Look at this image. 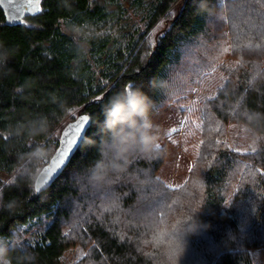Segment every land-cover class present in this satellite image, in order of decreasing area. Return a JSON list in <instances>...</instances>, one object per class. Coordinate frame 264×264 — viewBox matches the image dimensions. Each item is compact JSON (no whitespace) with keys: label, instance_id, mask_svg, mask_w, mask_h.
Here are the masks:
<instances>
[{"label":"trees","instance_id":"trees-1","mask_svg":"<svg viewBox=\"0 0 264 264\" xmlns=\"http://www.w3.org/2000/svg\"><path fill=\"white\" fill-rule=\"evenodd\" d=\"M225 49H227L225 51ZM219 74L216 75L215 73ZM139 89L150 115L189 102L186 180L132 156L89 181L102 105ZM99 97V99H97ZM185 103V104H187ZM91 123L61 174L34 180L64 124ZM264 133V0H40L6 25L0 7V238L11 264H254L264 248V148L238 152L227 128ZM195 224V229L190 226Z\"/></svg>","mask_w":264,"mask_h":264},{"label":"clouds","instance_id":"clouds-1","mask_svg":"<svg viewBox=\"0 0 264 264\" xmlns=\"http://www.w3.org/2000/svg\"><path fill=\"white\" fill-rule=\"evenodd\" d=\"M150 102L137 88L125 87L102 105L104 116L100 124V139L85 138L86 147H95L97 157L89 166L90 182L102 185L113 174L126 170L132 156L155 157L159 145L155 124L150 116ZM195 229V224L190 230ZM9 241L0 238V264H11L7 259Z\"/></svg>","mask_w":264,"mask_h":264},{"label":"rangeland","instance_id":"rangeland-1","mask_svg":"<svg viewBox=\"0 0 264 264\" xmlns=\"http://www.w3.org/2000/svg\"><path fill=\"white\" fill-rule=\"evenodd\" d=\"M193 98L194 95L190 94L188 101ZM185 103L187 101L169 104L150 115L156 126V141L166 154L157 176L172 187H178L186 180L193 163L194 142L183 132L191 117L189 107H186L188 103ZM227 131L231 146L238 152H252L264 148V133L257 132L252 127L230 124ZM70 253L76 256L75 259L79 255L76 250ZM70 253L61 264L69 263L73 258ZM251 257L254 264H264V248L251 250Z\"/></svg>","mask_w":264,"mask_h":264},{"label":"water","instance_id":"water-1","mask_svg":"<svg viewBox=\"0 0 264 264\" xmlns=\"http://www.w3.org/2000/svg\"><path fill=\"white\" fill-rule=\"evenodd\" d=\"M18 11H13L10 9V6L8 4H4L1 9L3 10L4 17H5V24L6 25H15L22 23L28 15H32L39 11L40 9V2L38 5H26L19 3L17 5ZM28 9H31L29 11ZM7 13V14H6ZM81 116H88L89 121L85 122V128L81 129V132L76 137V143L73 144L67 152V155L64 157L65 163L58 164L59 160V154L60 151L64 148V140H65V134L69 131V126L74 125L77 123L78 119ZM91 123V116L88 113L80 112L76 115V117L72 120L67 121L64 126L60 130L59 138H58V144L52 153L51 157L49 158V161L43 166V168L39 171L37 174L35 180H34V189L37 192H41L48 188L51 183L61 174V172L64 170L68 162L70 161L71 157L73 156L74 152L78 148L83 136L85 135L86 130L88 129L89 125Z\"/></svg>","mask_w":264,"mask_h":264},{"label":"snow or ice","instance_id":"snow-or-ice-1","mask_svg":"<svg viewBox=\"0 0 264 264\" xmlns=\"http://www.w3.org/2000/svg\"><path fill=\"white\" fill-rule=\"evenodd\" d=\"M40 0H0V7L4 4H8L10 9L13 11H18L17 5L19 3L26 4V5H38ZM31 11V9H28ZM7 14V13H6ZM227 49H225L226 51ZM99 99V97H97ZM89 121L88 116H81L77 123L74 125L69 126V131L65 134L64 148L60 151L58 164L65 163L64 157L67 155L68 149L76 143V137L80 134L81 129L85 128V122ZM172 131H176V129H172ZM171 187V185H169Z\"/></svg>","mask_w":264,"mask_h":264}]
</instances>
